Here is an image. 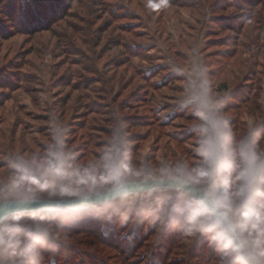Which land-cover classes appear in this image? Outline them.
<instances>
[{"label": "rangeland", "instance_id": "rangeland-1", "mask_svg": "<svg viewBox=\"0 0 264 264\" xmlns=\"http://www.w3.org/2000/svg\"><path fill=\"white\" fill-rule=\"evenodd\" d=\"M195 46L229 94L227 115L239 135L249 115L264 117V0H0V155L42 147L54 112L69 143L90 158L118 107L138 154L188 158V117L174 104L180 81L168 67ZM7 176L11 184L38 182L30 173ZM3 182L0 175V204ZM44 256L46 264L213 260L205 234L189 242L108 214L75 223L66 243Z\"/></svg>", "mask_w": 264, "mask_h": 264}, {"label": "clouds", "instance_id": "clouds-1", "mask_svg": "<svg viewBox=\"0 0 264 264\" xmlns=\"http://www.w3.org/2000/svg\"><path fill=\"white\" fill-rule=\"evenodd\" d=\"M181 59L168 71L180 81L174 104L188 117V158L138 154L118 107L107 113L90 158L69 143V128L54 112L42 147L0 155L5 202L28 209L0 219V264H46L44 253L63 246L72 225L101 214L158 233L175 230L189 242L205 234L212 264H264V117L249 115L237 135L229 94L218 90L201 46ZM9 172L38 182L11 184Z\"/></svg>", "mask_w": 264, "mask_h": 264}, {"label": "water", "instance_id": "water-1", "mask_svg": "<svg viewBox=\"0 0 264 264\" xmlns=\"http://www.w3.org/2000/svg\"><path fill=\"white\" fill-rule=\"evenodd\" d=\"M20 211H28V209L22 208L15 201L3 202L0 204V219H4L7 216L16 214Z\"/></svg>", "mask_w": 264, "mask_h": 264}]
</instances>
